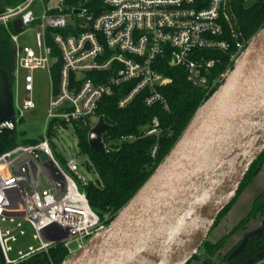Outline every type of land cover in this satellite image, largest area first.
Listing matches in <instances>:
<instances>
[{
  "label": "built area",
  "instance_id": "built-area-1",
  "mask_svg": "<svg viewBox=\"0 0 264 264\" xmlns=\"http://www.w3.org/2000/svg\"><path fill=\"white\" fill-rule=\"evenodd\" d=\"M89 2L96 5L73 8L65 0H58L55 6L45 7L40 23L42 33L35 35V47L19 44V35L39 21L36 0H25L0 14V25L15 44L14 78L18 80L23 72L20 85L17 83L16 97L22 106H18V119L14 108L15 126L25 111L36 109V73L47 71L51 86L42 141L16 146L0 155V191L10 182L17 194H0L3 264H17L38 252L48 253L57 244L79 255L98 233L109 228L89 206L87 193L81 188L89 181L80 174L79 164L71 159L66 169L62 167L51 147V136L70 132L78 136L81 130L90 134L104 120V115L98 114L101 102L111 97H117L120 111L129 108L139 96L145 107L158 105L168 113L170 104L161 89L171 79L159 70L158 59H167L170 66L184 69L187 81L194 87L213 91L226 82L233 68L229 67L209 84V72L219 60L204 53H230V62L235 64L251 42L243 39L230 0H84L86 5ZM75 9L82 13L74 14ZM67 12L77 16L74 30L67 23ZM18 18L23 31L15 34L12 23ZM48 31L54 33L48 36ZM52 69L57 71V88L52 82ZM93 119L96 125L91 128ZM109 132L102 135L106 154L140 137H160L162 129L158 118H154L150 128L139 136L124 134L115 138ZM156 150L157 147L152 157ZM48 161L64 177L63 191L57 189L52 172L46 168ZM89 166L92 171V164ZM2 171L10 172L11 179H3ZM18 200L22 204L18 210L4 207L7 202ZM4 222L14 224L15 229L4 227ZM22 223L31 226L33 240H38L39 245L29 246L13 258V245L26 234ZM72 244L76 245L75 250L69 248Z\"/></svg>",
  "mask_w": 264,
  "mask_h": 264
},
{
  "label": "water",
  "instance_id": "water-1",
  "mask_svg": "<svg viewBox=\"0 0 264 264\" xmlns=\"http://www.w3.org/2000/svg\"><path fill=\"white\" fill-rule=\"evenodd\" d=\"M12 25L16 34L22 33L20 18ZM234 65L140 193L69 264H172L175 253L180 260L173 264H188L199 252L218 215L236 198L248 170L264 152V27ZM12 119V93L2 79L0 124ZM114 129L101 119L88 136L91 149L105 156L102 135ZM15 130L13 125L9 133L14 136ZM46 168L63 191L64 177L53 162L48 161ZM194 234L199 240L186 256ZM247 241L235 248L233 256ZM262 260L264 251L244 264Z\"/></svg>",
  "mask_w": 264,
  "mask_h": 264
},
{
  "label": "trees",
  "instance_id": "trees-1",
  "mask_svg": "<svg viewBox=\"0 0 264 264\" xmlns=\"http://www.w3.org/2000/svg\"><path fill=\"white\" fill-rule=\"evenodd\" d=\"M3 1L6 7L13 8L22 4L25 0ZM65 4L73 8L88 9L96 5V2H89L86 5L84 0H65ZM230 4L243 39L247 42L251 41L264 27V1L230 0ZM12 48L9 33L3 25H0V71L7 72L9 75H11L10 70L12 68ZM204 54L209 57H217L219 60L214 69L209 72V84H212L213 80L229 67L234 68V63L230 62V53L214 52ZM156 65L160 67L159 70L166 77L171 79V83L161 89L162 94L170 104L168 113L158 105L153 108L145 107L143 100L138 96L137 100L123 111L117 109V97L103 99L98 114L104 115L105 122L115 127L114 131L109 132V135L115 138L124 134L139 136L140 133L150 128L154 118H158L162 129L160 137H140L134 143H125L118 151L101 156L89 146L88 131L81 130L78 134L80 153L88 158L96 172L94 180L82 185L81 188L87 193L89 206L108 227L111 225L112 220L126 208V205L140 193L141 188L154 176L157 169L165 162L170 152L185 134L187 127L198 113L197 111L217 90L215 88L213 91H208L203 87H194L187 81L185 70L170 66L167 59H158ZM16 136L13 137L16 138ZM1 140L0 138V142ZM40 141H42V137L26 142L31 144L29 146H32ZM155 147H157V150L155 156L152 157ZM12 149H14V145L10 141L3 142L0 144V155ZM263 164L264 152L248 170L247 176L239 187L237 196L259 173ZM233 202L218 215L215 226L233 206ZM253 203L249 214L244 220L234 227V230L219 241L216 246L203 243L210 255L214 254L213 249L222 246L235 231L245 229L252 218L264 216V193L258 196ZM234 251L235 248L225 257L226 264H244L254 255L264 251V231L254 239H249L241 253L233 256ZM68 255L67 248L63 244H57L51 246L48 253H35V255L19 261L17 264H62ZM196 258L197 255L191 260ZM203 264H207V260H204Z\"/></svg>",
  "mask_w": 264,
  "mask_h": 264
},
{
  "label": "rangeland",
  "instance_id": "rangeland-1",
  "mask_svg": "<svg viewBox=\"0 0 264 264\" xmlns=\"http://www.w3.org/2000/svg\"><path fill=\"white\" fill-rule=\"evenodd\" d=\"M57 3H58V0H44L43 2L42 0H36V6L39 9V11H36V17H38L39 21H36L35 23L31 24L27 32L23 33L22 35H19V44L25 45V46L30 45L32 47H35L36 45L35 35L37 33L39 34L42 33V28H41L40 23H41V17L43 15L45 7L48 9V8H51L52 6H55ZM9 9H11V7H6L4 5V1L0 0V14L8 11ZM65 14H66L67 23L69 24V28L74 30L75 27L77 26V16L72 15L71 12H67ZM52 33L54 32L48 31V36H51ZM14 46L15 44H12L13 48ZM22 76H23V72L21 71L19 74L18 80H16L15 78L14 79L12 78L11 80L9 73L0 71V80L6 79V81L8 82V86L11 87L14 108L16 109V113H17L15 116L16 119L19 118L18 117L19 116L18 106L19 105L22 106V102L20 100L18 101L16 97V90L18 88L17 83L20 85ZM35 76H36L35 77L36 91L34 93L33 100L36 103V109L24 112L21 118V121H19L18 124L16 125V130H15V135H17L16 138L13 137L9 133V129L13 125H15V119H12L9 122L0 124V138L2 139L0 144L6 141L7 142L10 141L14 145V147L19 146V145L29 146L31 144L26 142L27 140L30 141L32 139H40L42 137V134H43L42 131L44 129V126H45V123L48 117L47 116V111L49 107L48 97L51 91L50 75L47 71H39L36 73ZM52 82H53V85H55V87L57 88L58 87L57 85L58 76H57V71L55 69H52ZM95 125H96V119H93L91 121V128H93V126ZM68 130L70 131V127H68ZM107 135H108L107 133L104 134V136H107ZM88 136H89V133H88ZM50 141H51V147L53 148L54 155L62 167L66 169L67 161L74 159L77 162V164H79L80 174L88 181L94 180L96 176L95 169L91 171V169L89 168L90 162L88 161V158L85 155L80 153V147L78 146L79 138L77 135L71 132L62 134L61 136L53 135L51 136ZM1 177L8 181L11 179V173L7 171H2ZM0 194L5 197H16L17 194L14 190V184L7 182L3 186L2 190L0 191ZM21 206L22 204L20 200L9 201L4 205V207L8 210H18V208H20ZM2 225L4 227H12L13 229H15L14 224L13 226L9 223L4 222ZM22 225L24 226L26 234L25 236L19 238V242L17 244L13 245V252L10 254L13 258L17 257L16 256L17 252L25 251L29 246L34 247V246L39 245L38 240H35V239L33 240L34 232L31 226L27 223L25 224L22 223ZM217 226L218 224L213 229L215 230ZM204 243H207V245H210V246H216L219 242L214 243L213 239L209 237L205 240ZM75 246H76L75 244H72L69 246V248L72 250H75L76 249ZM237 246L238 245L233 247V245H231V243L229 242V239H227L222 244V246H219L213 249L214 254L210 255L209 251H207V249L203 245V247L200 250H198L199 252L196 254L197 258L191 261L204 262V260H207V264H226L225 257L228 254H230V252L234 248H237ZM67 250H68L69 255L62 264H69V262L74 257L77 256V254L70 253L69 252L70 250L68 248ZM25 259H22V260H25Z\"/></svg>",
  "mask_w": 264,
  "mask_h": 264
},
{
  "label": "crops",
  "instance_id": "crops-1",
  "mask_svg": "<svg viewBox=\"0 0 264 264\" xmlns=\"http://www.w3.org/2000/svg\"><path fill=\"white\" fill-rule=\"evenodd\" d=\"M264 193V164L259 173L248 183L243 191L237 196L230 210L221 218L218 226L209 233L214 243L227 237L244 218L249 214L254 200ZM214 230V232H213ZM264 231V216L252 218L245 229H240L230 235L229 242L233 247L241 242L254 239ZM208 237V238H209ZM214 237V238H213ZM235 245V246H234ZM189 264H203L202 261H190ZM256 264H264V260Z\"/></svg>",
  "mask_w": 264,
  "mask_h": 264
},
{
  "label": "bare ground",
  "instance_id": "bare-ground-1",
  "mask_svg": "<svg viewBox=\"0 0 264 264\" xmlns=\"http://www.w3.org/2000/svg\"><path fill=\"white\" fill-rule=\"evenodd\" d=\"M184 236H185V238H188L189 234H185ZM198 240H199L198 234H194L192 237H190L188 246L184 250V253L186 254V256H188L192 252H194V249H195V246H196ZM175 251L178 252L177 250H175ZM179 260H180V256L178 255V253H175V256L173 257L172 264L177 263Z\"/></svg>",
  "mask_w": 264,
  "mask_h": 264
},
{
  "label": "flooded vegetation",
  "instance_id": "flooded-vegetation-1",
  "mask_svg": "<svg viewBox=\"0 0 264 264\" xmlns=\"http://www.w3.org/2000/svg\"><path fill=\"white\" fill-rule=\"evenodd\" d=\"M13 54H14V50H13V48H12V56H13ZM13 65H14V56H13V59H12V68H11V75H10V79L12 80V78L14 79V71H13ZM10 80V81H11ZM10 83V82H9ZM10 91H11V87H10Z\"/></svg>",
  "mask_w": 264,
  "mask_h": 264
}]
</instances>
